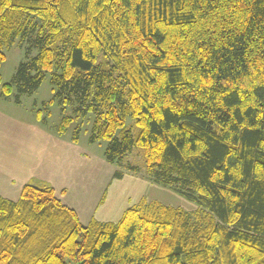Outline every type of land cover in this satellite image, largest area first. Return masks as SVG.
Instances as JSON below:
<instances>
[{
	"label": "trees",
	"instance_id": "1",
	"mask_svg": "<svg viewBox=\"0 0 264 264\" xmlns=\"http://www.w3.org/2000/svg\"><path fill=\"white\" fill-rule=\"evenodd\" d=\"M15 43L2 96L48 75L59 135L86 124L118 166L136 150L197 207L142 197L83 225L30 181L0 196V264H264V0H0V69Z\"/></svg>",
	"mask_w": 264,
	"mask_h": 264
},
{
	"label": "crops",
	"instance_id": "2",
	"mask_svg": "<svg viewBox=\"0 0 264 264\" xmlns=\"http://www.w3.org/2000/svg\"><path fill=\"white\" fill-rule=\"evenodd\" d=\"M31 112L34 114L35 123H39L33 108ZM27 122L0 111V196L17 200L22 186L31 181L37 165H51L48 168L49 175L44 178L51 183L62 202L77 212L83 225L92 219L116 222L131 200L125 193L117 194L112 191L108 194L111 182L97 187L96 191L90 189L93 184L88 186L84 183V179L88 182V174L95 178L97 168L93 165L100 167L103 160L96 158V162L87 161L89 156L77 146L67 147V155L64 156L58 148L53 152L48 145L43 144L46 147L45 158L44 162L39 163L34 149L38 136L43 131L34 122L28 119ZM23 151H27V154H23ZM88 164L92 166V170L87 168ZM72 168L76 171L74 175Z\"/></svg>",
	"mask_w": 264,
	"mask_h": 264
},
{
	"label": "rangeland",
	"instance_id": "3",
	"mask_svg": "<svg viewBox=\"0 0 264 264\" xmlns=\"http://www.w3.org/2000/svg\"><path fill=\"white\" fill-rule=\"evenodd\" d=\"M34 50L32 51V54L35 52ZM4 52L6 55V60L1 66L0 72L2 75V82L9 83L13 78L18 63L24 61L25 59L24 51L17 45V43H15L10 48L5 49ZM52 96V86L49 83L48 75H46L44 81L37 91L34 92V94L31 96H22L18 103L14 101V92L9 97H4L0 94V111H2V113L5 111L8 114L24 119V123H28L27 119L35 123L34 114L31 112L32 108L34 111H42V117L45 118H43L44 122L38 120L39 123H35L38 125V128L43 131L39 134L37 144L34 149L39 163L44 162L45 158L46 147L43 144L48 145L53 152L55 148H58L64 156L67 155L65 151L67 147L77 146V148L85 151L87 156H89L86 158L87 161L92 160L93 162H96L98 160H96V158H101L103 160V163L100 167L93 165V167L97 168V174L95 175V178L94 176L91 177L90 174H88V182H86L84 179V183L86 185L90 186L93 184L95 186H91V190L96 191L97 187L111 182L108 189V194H110L112 191H116L117 194L125 193L129 200H131L126 207L137 202L138 199L144 197L148 201L156 200L165 205L175 208H182L185 211H193L196 209V204L188 201L173 189L152 182L145 174V169H142V161L140 159L139 153L136 150L129 154L124 162L118 166L116 164L108 163L105 160L103 155L106 145L105 142H101V144L89 143L88 130L85 132V127H87L86 124L82 125V131L80 132L77 142L72 140L74 131L73 124L68 128L64 135H59L56 131V128L61 120L62 115L60 106L57 102L48 103ZM68 113H70L69 109ZM18 153H20V151ZM23 154H27V151H23ZM128 166H134L135 172L129 170ZM50 167L51 165H37L36 172L31 176V182L35 184L51 185V183H49L44 178L45 176L49 175L50 169L48 168ZM74 168L77 169V167ZM87 168H91L92 170V166L89 164L87 165ZM75 169L72 168L71 170L73 171V175L76 172ZM116 170L122 171L124 173L121 179L113 176Z\"/></svg>",
	"mask_w": 264,
	"mask_h": 264
}]
</instances>
